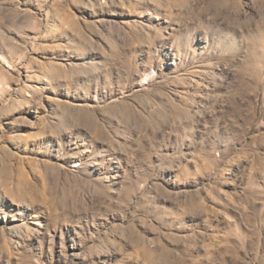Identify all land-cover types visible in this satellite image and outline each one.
Returning <instances> with one entry per match:
<instances>
[{"label": "rangeland", "instance_id": "374dc122", "mask_svg": "<svg viewBox=\"0 0 264 264\" xmlns=\"http://www.w3.org/2000/svg\"><path fill=\"white\" fill-rule=\"evenodd\" d=\"M0 264H264V0H0Z\"/></svg>", "mask_w": 264, "mask_h": 264}, {"label": "bare ground", "instance_id": "6f19581e", "mask_svg": "<svg viewBox=\"0 0 264 264\" xmlns=\"http://www.w3.org/2000/svg\"><path fill=\"white\" fill-rule=\"evenodd\" d=\"M84 69H86V71H88L89 69L85 66Z\"/></svg>", "mask_w": 264, "mask_h": 264}]
</instances>
